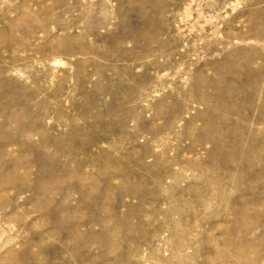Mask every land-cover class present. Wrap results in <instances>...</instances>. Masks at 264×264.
<instances>
[{
  "label": "rangeland",
  "instance_id": "1",
  "mask_svg": "<svg viewBox=\"0 0 264 264\" xmlns=\"http://www.w3.org/2000/svg\"><path fill=\"white\" fill-rule=\"evenodd\" d=\"M0 264H264V0H0Z\"/></svg>",
  "mask_w": 264,
  "mask_h": 264
},
{
  "label": "bare ground",
  "instance_id": "2",
  "mask_svg": "<svg viewBox=\"0 0 264 264\" xmlns=\"http://www.w3.org/2000/svg\"><path fill=\"white\" fill-rule=\"evenodd\" d=\"M225 142V141H224Z\"/></svg>",
  "mask_w": 264,
  "mask_h": 264
}]
</instances>
